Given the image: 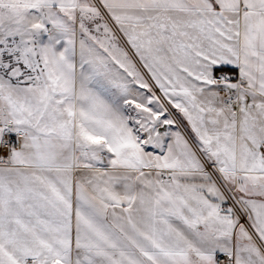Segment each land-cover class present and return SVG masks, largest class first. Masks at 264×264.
<instances>
[{
    "label": "snow or ice",
    "instance_id": "snow-or-ice-1",
    "mask_svg": "<svg viewBox=\"0 0 264 264\" xmlns=\"http://www.w3.org/2000/svg\"><path fill=\"white\" fill-rule=\"evenodd\" d=\"M0 264H264V0H0Z\"/></svg>",
    "mask_w": 264,
    "mask_h": 264
}]
</instances>
